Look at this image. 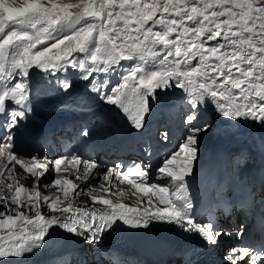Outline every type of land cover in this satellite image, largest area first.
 Masks as SVG:
<instances>
[{
	"label": "snow or ice",
	"instance_id": "snow-or-ice-1",
	"mask_svg": "<svg viewBox=\"0 0 264 264\" xmlns=\"http://www.w3.org/2000/svg\"><path fill=\"white\" fill-rule=\"evenodd\" d=\"M40 73L64 95L75 90V77L83 87L76 107L95 102L116 111L140 137L154 108L179 91L187 107L180 137L156 164L106 168L79 154L22 155L15 135L33 112L32 82ZM209 110L234 132L264 130V0H0V264H23L58 230L99 246L122 226L154 223L212 251L227 245L220 264H264V227L257 237L244 222L202 216L190 192L201 136L212 127ZM79 135L87 140L91 129ZM159 140L171 143L169 132ZM259 147L264 153V136ZM250 156L242 149L237 160ZM17 165L34 178L31 189L18 179ZM101 177L107 186L97 195L92 182ZM260 177L264 190V170ZM42 188L56 192L44 195ZM82 194L91 206L74 203ZM129 194L135 205L123 202ZM249 197L264 226V194L257 198L253 187ZM175 254L177 264H194L193 248Z\"/></svg>",
	"mask_w": 264,
	"mask_h": 264
},
{
	"label": "bare ground",
	"instance_id": "bare-ground-1",
	"mask_svg": "<svg viewBox=\"0 0 264 264\" xmlns=\"http://www.w3.org/2000/svg\"><path fill=\"white\" fill-rule=\"evenodd\" d=\"M179 91L175 92L173 95L165 97L166 101V106L159 110L158 106L154 108L150 118H160L161 116L167 114L171 108H172V103L174 99L176 98V95ZM99 107L109 111L108 108L102 106L99 104ZM215 115V113H213ZM101 118L106 121V118L101 115ZM219 121V119H217ZM125 127H128L127 123L125 120L119 119L116 124L113 125V128L117 132H122ZM149 128V127H148ZM126 134L128 135L129 138H134L136 137L133 135L130 131L129 128L126 130ZM261 136H264V130L259 129V128H242L238 132H234L232 129L229 128L228 125H226L223 120L222 122L217 126L216 129L210 131L207 133L205 136H203L200 141H202L203 148L205 149V152L202 153L199 156L198 160V165L197 167H205V181L204 183L199 186V187H192L190 186V190H196L199 191L200 193H206L207 200L205 202V209H209L212 212H216L217 209H214V207H217L219 204L216 202V199H214V196L220 195L225 199L224 192L219 190L218 188H214V183H211V171L212 169L218 164V163H224L226 165H231L234 163L236 160L234 157L239 153V151L242 149L243 146L247 145L249 147V150H260L259 147V138ZM112 143V141L106 140V143ZM124 142H129L133 143L134 141H131V139H128V141ZM101 144H103L101 142ZM119 144V141L116 142V145ZM102 145H100L101 147ZM101 150V149H99ZM172 150L171 146H162L161 147V152L156 155V159L152 160L153 164H156L158 162V157H162L163 154H166ZM259 156V155H256ZM264 156V155H260ZM264 166V162L262 163ZM261 170L260 166H252L250 167L251 172H259ZM249 171L248 168H244L243 170L240 171H233L236 181L238 184H243L245 182L248 183H253V176L252 173ZM25 179V178H23ZM217 182V180H215ZM93 185L100 188V180L99 178L97 180H94ZM122 188V186L120 185ZM115 190V189H114ZM98 194H103L102 192H99ZM81 196V195H80ZM78 196V197H80ZM131 198H134L129 194L128 196L123 198V202L126 204H129ZM83 200V199H82ZM75 204L78 205H83V204H88L91 206V201H74ZM132 205V204H129ZM81 249H84L83 246H80ZM90 249V248H89ZM103 259L105 260L107 257L113 258L114 253L112 252H102ZM71 261H76L79 264H81L80 258L73 253L70 256Z\"/></svg>",
	"mask_w": 264,
	"mask_h": 264
},
{
	"label": "rangeland",
	"instance_id": "rangeland-1",
	"mask_svg": "<svg viewBox=\"0 0 264 264\" xmlns=\"http://www.w3.org/2000/svg\"><path fill=\"white\" fill-rule=\"evenodd\" d=\"M77 201H78V199H77Z\"/></svg>",
	"mask_w": 264,
	"mask_h": 264
}]
</instances>
